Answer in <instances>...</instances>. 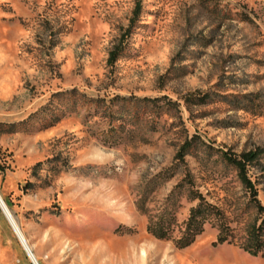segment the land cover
Returning a JSON list of instances; mask_svg holds the SVG:
<instances>
[{
	"label": "rangeland",
	"instance_id": "374dc122",
	"mask_svg": "<svg viewBox=\"0 0 264 264\" xmlns=\"http://www.w3.org/2000/svg\"><path fill=\"white\" fill-rule=\"evenodd\" d=\"M134 4L0 0L2 199L39 264H264L239 246L264 213L222 157L262 151L264 205V0ZM190 190L232 242L207 222L176 246ZM0 260L31 264L1 210Z\"/></svg>",
	"mask_w": 264,
	"mask_h": 264
},
{
	"label": "trees",
	"instance_id": "16d2710c",
	"mask_svg": "<svg viewBox=\"0 0 264 264\" xmlns=\"http://www.w3.org/2000/svg\"><path fill=\"white\" fill-rule=\"evenodd\" d=\"M141 3L142 0H135L130 22H133L139 14ZM115 53V51L110 53L108 61L114 59ZM194 138L195 137H192L190 140H186L180 146V149L176 154V157L180 161H183L184 155L193 146ZM261 153V150L242 152L238 155L222 152L223 159L236 170L241 185L249 193L250 200L259 214L264 213V205H262L257 199V190L255 183L251 180L248 174V166L255 163L259 159ZM186 182L190 184L191 180L186 179ZM189 196L191 200H197V204L190 208L189 216L186 221H184L183 228L180 231L181 234L174 240L176 246L183 248L190 245L195 237L201 233L204 224L207 222L218 226L219 232L216 238L217 244L232 242L233 239L229 238V227L224 222L220 210L215 205L209 203L197 190H190ZM147 230L156 238H168L169 228H167L166 223L163 221L150 223ZM239 246L243 251L252 256L264 253V218L261 219L259 224L254 223L248 227L245 237L239 242Z\"/></svg>",
	"mask_w": 264,
	"mask_h": 264
},
{
	"label": "bare ground",
	"instance_id": "6f19581e",
	"mask_svg": "<svg viewBox=\"0 0 264 264\" xmlns=\"http://www.w3.org/2000/svg\"><path fill=\"white\" fill-rule=\"evenodd\" d=\"M0 198L2 199L1 194H0ZM2 201H3V203L5 204V202H4L3 199H2ZM5 206L7 207L6 204H5ZM7 208H8V207H7ZM0 210H1V212H2V214H3V216H4V218H5V220L8 222L9 226L11 227V230L13 231L14 235L16 236V238H17L18 242L20 243L22 249L24 250V252H25V254H26V251H25V248H24V244H23L21 241H19V239H18V235H17V232H16V228H15V226L18 228V230L20 231V235L23 236L25 243L28 245L25 236L23 235V233H22L21 230L19 229V227H18L16 221L14 220V218L12 217L11 213L9 212V214H7L6 211L3 209L1 203H0ZM8 211H9V210H8ZM9 215H10V216H9ZM11 219L14 221L15 226H14V224H13V222H12ZM28 247L31 248L29 245H28ZM30 250H31V249H30ZM31 252H32V250H31ZM32 254L34 255L33 252H32ZM34 257H35V255H34ZM35 258H36V257H35ZM29 260H30V259H29ZM30 262H31V261H30Z\"/></svg>",
	"mask_w": 264,
	"mask_h": 264
},
{
	"label": "water",
	"instance_id": "95a60500",
	"mask_svg": "<svg viewBox=\"0 0 264 264\" xmlns=\"http://www.w3.org/2000/svg\"><path fill=\"white\" fill-rule=\"evenodd\" d=\"M0 203H1L2 207H3V209L6 211V213L9 214L8 208L5 206V204L3 203V201H2L1 198H0ZM12 222L14 224V221L13 220H12ZM14 226H15V224H14ZM15 228H16V232H17V235H18V239H19V241H21L24 244V248H25V251H26V256L28 257V259H30L31 264H39L38 261H37V259L32 254L30 248L25 243L23 236L20 235V231L18 230V228L16 226H15Z\"/></svg>",
	"mask_w": 264,
	"mask_h": 264
},
{
	"label": "crops",
	"instance_id": "0c3cea01",
	"mask_svg": "<svg viewBox=\"0 0 264 264\" xmlns=\"http://www.w3.org/2000/svg\"><path fill=\"white\" fill-rule=\"evenodd\" d=\"M1 261V260H0Z\"/></svg>",
	"mask_w": 264,
	"mask_h": 264
}]
</instances>
